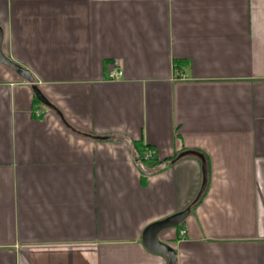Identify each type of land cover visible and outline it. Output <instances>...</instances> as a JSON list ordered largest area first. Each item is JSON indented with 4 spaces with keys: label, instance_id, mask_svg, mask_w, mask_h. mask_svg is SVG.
I'll list each match as a JSON object with an SVG mask.
<instances>
[{
    "label": "crops",
    "instance_id": "0c3cea01",
    "mask_svg": "<svg viewBox=\"0 0 264 264\" xmlns=\"http://www.w3.org/2000/svg\"><path fill=\"white\" fill-rule=\"evenodd\" d=\"M0 29L47 104L0 64V264H167L142 234L197 198L186 151L204 194L158 242L264 264V0H0Z\"/></svg>",
    "mask_w": 264,
    "mask_h": 264
},
{
    "label": "water",
    "instance_id": "95a60500",
    "mask_svg": "<svg viewBox=\"0 0 264 264\" xmlns=\"http://www.w3.org/2000/svg\"><path fill=\"white\" fill-rule=\"evenodd\" d=\"M1 40H2V33L0 29V64L12 70L16 75H18L26 83L32 85V89L34 91L36 99L41 104L47 105L45 100L41 97L40 93L38 92L37 88L33 86V78L31 77L29 72L15 65L2 54ZM187 156H195L201 162L202 183H201L199 194L197 196L198 198L204 191L206 182H207L205 162L201 155H199L198 153L192 152V151H186V152L181 153L180 155L177 156L176 160L181 159L183 157H187ZM189 213H190V208H187L185 211L181 213H178L172 217H169L163 221L154 223L150 225L149 227H147L142 234V244L145 247V249L151 253L164 256L168 260L167 264H175L176 256H175L174 251L168 246L159 243L157 240V235L162 231L176 228L179 225H181L183 221L186 219V217L189 215Z\"/></svg>",
    "mask_w": 264,
    "mask_h": 264
},
{
    "label": "built area",
    "instance_id": "2783aa9c",
    "mask_svg": "<svg viewBox=\"0 0 264 264\" xmlns=\"http://www.w3.org/2000/svg\"><path fill=\"white\" fill-rule=\"evenodd\" d=\"M122 76V73L120 71H112L110 72L109 74V78L110 79H117V78H120ZM40 114H37V116H39ZM153 159V153L150 152V151H147L146 153L143 154L142 156V160L144 162H149L150 160ZM186 235V232L184 229H181L179 232H178V237L179 239H183Z\"/></svg>",
    "mask_w": 264,
    "mask_h": 264
},
{
    "label": "trees",
    "instance_id": "16d2710c",
    "mask_svg": "<svg viewBox=\"0 0 264 264\" xmlns=\"http://www.w3.org/2000/svg\"><path fill=\"white\" fill-rule=\"evenodd\" d=\"M133 145H135V148L137 149V153H138L137 154L138 164H139V166L144 167L143 165L144 164H147V162H144L142 160V157H140L141 156V153L143 152V150H141V149L138 148V144H133ZM149 162H152V160H150ZM155 165H156V163L155 164L152 163V166H151L152 167V170L150 171L151 173L156 172L158 170L159 166H155ZM168 165L169 164L165 162L164 164H162L160 166L167 167ZM162 167H161V169H162ZM203 194H204V191L202 192V194L198 198L195 199V201L193 202V204L189 208H191L194 204H196L200 200V198L203 196Z\"/></svg>",
    "mask_w": 264,
    "mask_h": 264
}]
</instances>
